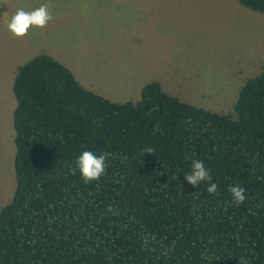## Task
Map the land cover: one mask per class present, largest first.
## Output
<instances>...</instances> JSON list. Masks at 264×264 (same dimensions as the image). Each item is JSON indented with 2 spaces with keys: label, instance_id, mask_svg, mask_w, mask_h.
Masks as SVG:
<instances>
[{
  "label": "trees",
  "instance_id": "16d2710c",
  "mask_svg": "<svg viewBox=\"0 0 264 264\" xmlns=\"http://www.w3.org/2000/svg\"><path fill=\"white\" fill-rule=\"evenodd\" d=\"M238 2L264 12V0ZM12 92L15 189L0 208V264H264V62L228 113L157 81L114 102L46 53L17 67ZM85 150L109 154L89 183L71 171ZM192 159L215 193L184 180Z\"/></svg>",
  "mask_w": 264,
  "mask_h": 264
},
{
  "label": "rangeland",
  "instance_id": "374dc122",
  "mask_svg": "<svg viewBox=\"0 0 264 264\" xmlns=\"http://www.w3.org/2000/svg\"><path fill=\"white\" fill-rule=\"evenodd\" d=\"M42 2L22 4L31 11ZM46 2L52 20L21 38L7 30L8 5L0 8V208L15 189L12 81L33 56L51 55L114 102H135L157 81L168 94L219 113L233 111L239 88L264 62V12L238 0Z\"/></svg>",
  "mask_w": 264,
  "mask_h": 264
},
{
  "label": "clouds",
  "instance_id": "9594fccd",
  "mask_svg": "<svg viewBox=\"0 0 264 264\" xmlns=\"http://www.w3.org/2000/svg\"><path fill=\"white\" fill-rule=\"evenodd\" d=\"M49 11V4L46 2L31 11L18 8L10 19H6L8 32L16 38H21L27 34L30 28H44L52 20ZM151 148H146L145 153H152ZM109 154L103 152L99 155L92 151H82L75 160V167L71 169L73 174L79 173L85 183L98 180L106 171V160ZM184 180L193 188L201 183L207 184V192L213 194L217 191L218 185L213 182L209 169L203 160L192 159L190 171L184 175ZM228 191L234 203L241 204L245 200V189L239 185L230 186Z\"/></svg>",
  "mask_w": 264,
  "mask_h": 264
},
{
  "label": "crops",
  "instance_id": "0c3cea01",
  "mask_svg": "<svg viewBox=\"0 0 264 264\" xmlns=\"http://www.w3.org/2000/svg\"><path fill=\"white\" fill-rule=\"evenodd\" d=\"M26 2H27V0H26ZM22 3H23V0H0V8L4 7V9H5V7H7V5H8V9L10 11L8 16H7V13H6L5 20L11 18V11H13V10L16 11L18 8H23L25 11H27L28 10L27 9V3H26L25 6H23ZM52 8L49 7V10H54V7H52ZM58 10H59V8H58ZM1 18H3V17L1 16ZM159 84H160V82H159Z\"/></svg>",
  "mask_w": 264,
  "mask_h": 264
}]
</instances>
